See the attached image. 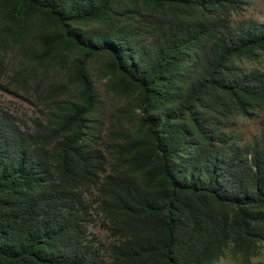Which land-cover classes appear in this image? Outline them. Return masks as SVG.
Returning a JSON list of instances; mask_svg holds the SVG:
<instances>
[{"label":"trees","instance_id":"trees-1","mask_svg":"<svg viewBox=\"0 0 264 264\" xmlns=\"http://www.w3.org/2000/svg\"><path fill=\"white\" fill-rule=\"evenodd\" d=\"M249 1L0 0V91L34 109L0 106V264L258 256L264 129L237 131L264 110Z\"/></svg>","mask_w":264,"mask_h":264},{"label":"rangeland","instance_id":"rangeland-1","mask_svg":"<svg viewBox=\"0 0 264 264\" xmlns=\"http://www.w3.org/2000/svg\"><path fill=\"white\" fill-rule=\"evenodd\" d=\"M242 19H254L264 22V0H250L249 5L246 6L245 11L240 15L235 16L236 22ZM261 64L264 67V54L261 58ZM246 67H250L245 64ZM89 70L92 74V79L95 81L98 90L101 93H104L105 82L102 77V69L96 64H90ZM26 96L23 95L20 91H16L13 88H10V91H0V106L11 110L13 113L17 114L20 117H25L30 115L34 109L30 107L24 100ZM107 102V111H111V104L116 105L115 101H110L106 97ZM109 105V106H108ZM264 129V110L259 112L254 118H244L240 117L238 119V128L237 131L247 140L252 139L254 136L258 135L260 130ZM264 259V245L262 246L258 256L252 258L249 264H254L258 261ZM219 264H245L241 260L235 259L228 256H225L220 259Z\"/></svg>","mask_w":264,"mask_h":264}]
</instances>
